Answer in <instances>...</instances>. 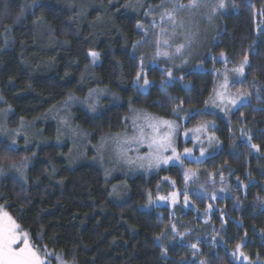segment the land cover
<instances>
[{
	"label": "trees",
	"instance_id": "trees-1",
	"mask_svg": "<svg viewBox=\"0 0 264 264\" xmlns=\"http://www.w3.org/2000/svg\"><path fill=\"white\" fill-rule=\"evenodd\" d=\"M141 1L0 0V113L11 107L10 127L17 129L72 95L83 98L108 88L124 103L106 101L99 116L74 111L75 124L90 132L96 145L126 130L131 107L169 120L204 109L216 86L213 70L223 67L219 59L224 56L235 67L247 57L246 78L237 88L250 102L233 114L231 125L217 120L222 148L205 163L187 162L184 169L204 177L223 175L230 182L231 197L218 200L211 216V225L221 229L220 242L199 243L200 261L238 264L233 253L239 252L251 263H264V0H230V13L218 15L204 70L182 72L173 84H165L163 70L149 68L147 93L135 86L141 64L134 52L144 39L139 26L148 22L146 12L161 0H146L141 12L134 11ZM90 52L100 55L98 66L92 67ZM210 118L197 114L189 126ZM40 128L56 140L55 123ZM70 152L69 145L54 143L15 150L0 138V167L28 156L34 160L26 183L0 179V206L47 264H198L189 247L160 244L170 233L171 210H145L149 196L168 188L167 181L185 188L183 168L128 180L129 197L118 203L111 198L113 183L94 166L73 169ZM192 200L206 209V202ZM182 219L189 227L201 226L192 211Z\"/></svg>",
	"mask_w": 264,
	"mask_h": 264
},
{
	"label": "rangeland",
	"instance_id": "rangeland-1",
	"mask_svg": "<svg viewBox=\"0 0 264 264\" xmlns=\"http://www.w3.org/2000/svg\"><path fill=\"white\" fill-rule=\"evenodd\" d=\"M145 1L142 0L136 4L133 7L134 11L141 12ZM220 2L221 0H196V5L191 6L190 2L184 4L181 0H161L158 6L146 12L148 22L139 26L144 33V39L137 45L134 52L141 64V73L135 82L139 92L147 93L152 86L147 79L149 68L162 69L166 77L165 84H173L178 80L177 75L182 72L204 70L202 62L208 58V48L217 29L218 15L230 13L228 10L230 0H223V8L219 7ZM90 58L92 67L101 63L99 54L95 58L90 55ZM219 60L223 67L213 70L217 81L214 93L206 107L186 115L178 113L177 119L160 118L145 110L131 107L126 130L106 135L99 140L98 144L92 145V134L75 124L74 111L81 108L91 116H99L104 111L106 101L112 105L124 103L115 92L103 88L92 90L83 98L72 95L46 115L33 121H22L17 129L10 127V119L14 111L11 107H7L0 113V138L8 142L15 150L24 151L53 143L58 146L69 145L71 149L68 157L69 165L73 169L82 165L98 168L104 174L106 181L113 183L111 185L112 200L121 203L129 197L128 180L137 176L150 178L170 167L184 169L187 162L203 164L222 148V143L216 133L217 120H223L231 125L233 114L250 102L249 95L237 88L245 81L249 61L244 60L235 67H229L224 56ZM145 79L148 81L147 85L144 83ZM137 114H143L154 120L168 121L172 125V145L164 156L173 158L167 163L151 168L139 166V158L146 156L149 149L146 146H140L137 149L133 139L138 134L137 125L143 126L144 124L143 120H137ZM197 114L211 118L197 126L190 127L191 118ZM49 122L55 123L57 127L58 134L54 141L47 138L43 133V128H40ZM145 131L150 132V129H145ZM129 148L132 150L129 151ZM172 149H175V153ZM185 149L190 151L185 152ZM129 160H135L136 163L131 164ZM33 161V158L28 156L20 164L0 167V179L12 177L26 183ZM184 177L186 186L183 190H178L174 182L167 181L168 188H161L155 195L149 196L145 210L169 208L172 212L173 223L170 233L162 237L160 244L187 246L191 251L193 262L204 264L200 261L201 252L198 244L215 245L220 242L221 229L218 230L211 225V216L215 212V203L218 200L231 197L230 182L223 175L204 177L199 172L186 168ZM192 197L206 202V209L200 210ZM0 210L5 211L1 206ZM189 211L195 214L201 226L189 227L184 223L182 217ZM24 233L21 230V234ZM27 236L29 239L28 234ZM209 238L212 240L209 241ZM233 256L238 264H264L251 263L239 252H234ZM45 261L47 264L48 260L45 259Z\"/></svg>",
	"mask_w": 264,
	"mask_h": 264
},
{
	"label": "snow or ice",
	"instance_id": "snow-or-ice-1",
	"mask_svg": "<svg viewBox=\"0 0 264 264\" xmlns=\"http://www.w3.org/2000/svg\"><path fill=\"white\" fill-rule=\"evenodd\" d=\"M190 5L195 6L196 0H190ZM220 8L224 7L223 0L219 4ZM96 57V52L89 53ZM247 57H245V62ZM242 71V69H239ZM139 79V76L137 77ZM148 84L147 79L144 80ZM137 120H143V126L137 125L138 134L133 137L137 149L140 146H146L149 153L140 157V167H158L161 163H167L173 157H165L172 145V125L168 121L154 120L143 114H137ZM135 123V122H134ZM145 129H150L146 132ZM253 147H256L253 145ZM132 149L129 148V151ZM175 153V149H172ZM185 149V152H189ZM135 164V160L128 161ZM195 247V246H193ZM239 247V246H238ZM47 256V253H45ZM0 264H46L45 259L40 256V250L35 248L29 241L26 233L21 234L19 225L8 215L7 212L0 210Z\"/></svg>",
	"mask_w": 264,
	"mask_h": 264
}]
</instances>
